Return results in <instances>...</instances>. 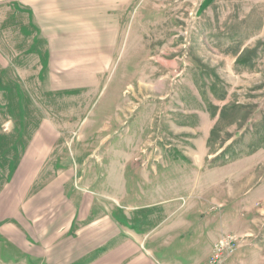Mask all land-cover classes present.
<instances>
[{"label": "rangeland", "instance_id": "374dc122", "mask_svg": "<svg viewBox=\"0 0 264 264\" xmlns=\"http://www.w3.org/2000/svg\"><path fill=\"white\" fill-rule=\"evenodd\" d=\"M21 1L0 0V191L5 188L8 195L6 209L0 208V218L5 220L0 228L13 224L14 219H9L23 202L28 184L31 196L34 189L65 172L74 178L91 168L93 173L83 181L74 179L77 190L85 180L90 185L99 183L103 173L111 178L112 142L119 134L128 135L130 122L134 124L131 135L141 138L128 140L123 150L158 147L160 151L159 140L150 145L143 137L160 136L161 125H166L161 124L162 115L178 113L164 104H188L198 110L223 106L210 150L224 148L227 153L208 162L209 166L264 152V0H114L115 4L105 0V8L99 4L103 0H83L85 7L80 6L82 0H54L58 5L49 23L45 0ZM34 5L39 7L37 16L32 13ZM81 7L91 35L87 45L85 39L83 46H77L82 52L72 56L79 59L70 71L81 76L77 78L80 88L66 94L49 86L48 70L42 80L38 78L45 41L39 38L44 37L37 17L48 33L52 23L62 22L61 29L69 22L79 23ZM66 9V15L60 12ZM101 11L104 17L99 16ZM118 23L129 26L126 30L136 26L137 45L130 40L131 57L123 48V58L104 60L92 41L100 39L102 25L107 29ZM29 48L33 51L26 53ZM62 69L65 64L52 77L61 80ZM117 114L127 122L125 126H114ZM88 156L84 166L76 164ZM259 224L244 237L227 233L236 236L238 247L226 264L239 263L234 259L243 245L251 249L244 253V264H264V222ZM16 256L17 251L0 235V264H18Z\"/></svg>", "mask_w": 264, "mask_h": 264}, {"label": "crops", "instance_id": "0c3cea01", "mask_svg": "<svg viewBox=\"0 0 264 264\" xmlns=\"http://www.w3.org/2000/svg\"><path fill=\"white\" fill-rule=\"evenodd\" d=\"M83 2L80 6L85 7ZM106 3L103 0L99 4L105 8ZM57 5V1L45 0L46 23L53 20ZM82 7L79 23L69 22L64 29L62 22L52 23L48 33L37 17L38 31L42 30L44 37L39 38L45 41L38 78L42 80L48 70L49 86L66 94L80 88L77 78L81 76L70 71L71 64L79 59L72 56L82 52L81 48L76 50L77 46H83L85 39L87 45L91 35ZM36 8L34 5L31 9L37 16ZM60 12L66 15L67 9ZM118 13L121 16L120 9ZM99 14L104 17L106 13ZM128 27L125 23L107 29L102 25L98 28L100 39L92 41L95 44L91 46L99 47L104 60L123 58V48L131 57L134 45L130 46V40L137 45L136 26L126 30ZM29 50L33 51L29 48L25 52ZM61 64L65 69L59 76L62 81H58L52 76ZM163 107L178 113L162 115L161 124L166 125H161L160 136L150 140L143 137L150 145L159 140L160 151L158 147L123 150L128 140L137 142L141 138L131 135L134 124L130 122L128 135L119 134L112 142L111 178L103 173L99 183L90 185L85 180L84 187L77 190L74 179L83 181L91 168L84 169V174L77 172L74 178L65 172L34 189L31 196L28 184L23 202L19 201L9 219H14L13 224L0 228V235L17 251L18 264H208L221 236L232 233L244 237L256 231L261 220L264 222V152L209 166L208 162L227 153L224 148L214 153L210 150L212 133L223 118V106L214 104V109L198 110L188 104L171 103ZM121 117L117 114L113 118L114 126L127 124ZM180 119L183 124L178 123ZM91 156L77 159L76 164L84 166ZM7 198L4 188L0 191V208L6 209ZM4 221L0 218V223ZM250 250L243 245L234 260L244 264V253ZM202 254L206 257H197Z\"/></svg>", "mask_w": 264, "mask_h": 264}, {"label": "built area", "instance_id": "2783aa9c", "mask_svg": "<svg viewBox=\"0 0 264 264\" xmlns=\"http://www.w3.org/2000/svg\"><path fill=\"white\" fill-rule=\"evenodd\" d=\"M237 247L236 236L232 234L221 236L213 246L208 264H226L235 254Z\"/></svg>", "mask_w": 264, "mask_h": 264}]
</instances>
